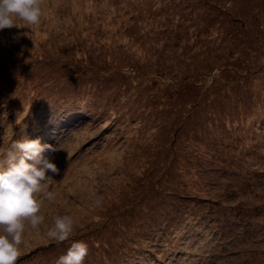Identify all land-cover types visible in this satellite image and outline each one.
Segmentation results:
<instances>
[{"label":"rangeland","instance_id":"374dc122","mask_svg":"<svg viewBox=\"0 0 264 264\" xmlns=\"http://www.w3.org/2000/svg\"><path fill=\"white\" fill-rule=\"evenodd\" d=\"M40 2L0 31V156L59 169L16 264H264V0Z\"/></svg>","mask_w":264,"mask_h":264},{"label":"clouds","instance_id":"9594fccd","mask_svg":"<svg viewBox=\"0 0 264 264\" xmlns=\"http://www.w3.org/2000/svg\"><path fill=\"white\" fill-rule=\"evenodd\" d=\"M40 0H0V31L18 27L17 21L38 25L43 16ZM47 151L57 149L40 139L14 141L0 156V264H16L25 243L26 224L39 229L41 196L54 198L51 173L59 169ZM74 229L71 215L57 216L46 235L56 242L67 241ZM89 247L84 241L71 243L56 264H84Z\"/></svg>","mask_w":264,"mask_h":264},{"label":"trees","instance_id":"16d2710c","mask_svg":"<svg viewBox=\"0 0 264 264\" xmlns=\"http://www.w3.org/2000/svg\"><path fill=\"white\" fill-rule=\"evenodd\" d=\"M260 54H264V53H260ZM158 74V72H156V75ZM78 120H81V119H78ZM42 143V142H41ZM178 212H179V210H178ZM178 214H180L181 215V212H179Z\"/></svg>","mask_w":264,"mask_h":264}]
</instances>
